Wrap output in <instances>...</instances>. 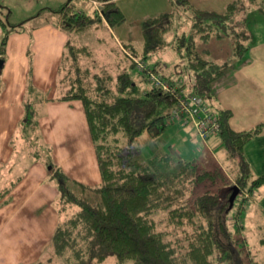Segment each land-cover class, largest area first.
<instances>
[{"label": "trees", "instance_id": "trees-1", "mask_svg": "<svg viewBox=\"0 0 264 264\" xmlns=\"http://www.w3.org/2000/svg\"><path fill=\"white\" fill-rule=\"evenodd\" d=\"M100 1V11L92 13L75 9L72 0L53 11L59 13L61 28L75 34L96 23L116 28L126 21L116 1ZM171 3V11L143 22L139 47L133 43L123 46L125 57H118L116 73L84 65L82 58L92 57V49L71 39L67 43L60 64L59 99L82 101L101 181L94 186L73 182L52 159L46 161L58 183L57 209L62 215L51 248L65 264H102L111 254L118 264H259L246 250L241 221L249 199L264 185V174L254 173L244 150L263 126L232 129V111L219 103L213 85L229 60L242 59L248 52L252 37L248 14L254 6L264 10V0H233L223 12L198 8L189 0ZM187 13L191 21L188 29L182 22ZM0 24V59L5 60L9 36L22 22L9 23L0 16ZM224 38L232 41V53L229 60L220 62L210 57L207 45ZM167 48L179 60L172 64L175 72L170 74L166 73L167 61L152 59ZM125 50L155 70L163 66L168 81L208 102L220 122L217 136L226 158L234 163L233 178L220 166L201 168L195 160L175 162L170 154L147 158L140 154L138 139L144 133L151 138L164 133L174 100L151 82L146 70L136 69L133 57ZM44 101L43 92L29 79L19 130L27 139L41 140V148L49 153L40 134ZM235 187L239 191L232 202ZM260 243L264 245V237Z\"/></svg>", "mask_w": 264, "mask_h": 264}, {"label": "crops", "instance_id": "crops-1", "mask_svg": "<svg viewBox=\"0 0 264 264\" xmlns=\"http://www.w3.org/2000/svg\"><path fill=\"white\" fill-rule=\"evenodd\" d=\"M66 1L48 5L50 10L45 11L51 16L47 15L44 20L37 21L41 12L31 15L36 16L31 21L33 25L22 23L9 36L0 91V264L39 261L52 250V237L62 217L57 209L58 183L47 163L25 155L21 163L16 161L22 147L18 144L19 138H23L19 126L25 114L24 99L29 79L45 96L39 119L40 134L44 145L50 148L53 163L73 182L94 186L101 181L82 101L59 99L61 59L73 33L61 28L59 13L53 10ZM114 1L125 13L126 21L116 28L106 22L100 23L106 25L112 35L116 29L115 41L122 45L137 36L130 18L133 17L132 21L138 22L142 29L148 17L173 9L171 0ZM144 1L147 5L140 11V2ZM189 1L201 9L223 12L233 0ZM71 3L75 9L85 11L83 1L72 0ZM247 25L253 36L248 52L242 59H234L213 86L219 103L232 111L229 119L232 129L243 131L257 124L263 126L244 148L254 173L260 175L264 174V10L259 6L252 7ZM157 58L165 60L162 53L152 59ZM206 141L214 148L221 147L217 135ZM15 165L19 166L21 174L11 182ZM256 202L264 212V188L258 192Z\"/></svg>", "mask_w": 264, "mask_h": 264}, {"label": "rangeland", "instance_id": "rangeland-1", "mask_svg": "<svg viewBox=\"0 0 264 264\" xmlns=\"http://www.w3.org/2000/svg\"><path fill=\"white\" fill-rule=\"evenodd\" d=\"M57 1L59 2L61 0H0V4L6 6L4 7L5 9L0 7V16L4 19V21H9V23L13 24L20 23L25 19L22 21V23L25 26H31V23L32 25L34 24V22H31L32 19L36 18V16L33 17L31 15H36L38 12H41V16H37V21L44 20L47 15L51 16L45 10H50L49 6L54 5L53 3H57ZM78 1L81 3L83 1L85 11L89 13L94 12L97 6H101L100 0ZM94 1L97 3L95 4ZM77 4L79 5V2H77ZM140 4V11H144L147 5L146 1L142 3L140 2ZM133 14H135V12ZM182 16L183 25L186 29H188L191 25V21L188 18V13L183 14ZM132 19L130 18V22H132V26H134L135 34H137V36L134 35L132 42L124 43L125 45L128 43H133L134 46L139 47L141 42L139 43L133 41L143 38L141 32L142 29L138 22L132 21ZM0 31L2 34L1 24ZM114 34L112 35L108 27L106 25L103 26V23H96L87 31L78 34L73 33L71 41L78 45L86 44L92 49V57L82 58L84 65H90L94 71L110 70L113 73H116L115 69L118 57H125V53L122 50V46H124V44L122 45L121 42L116 43L115 41V37H117L116 29H114ZM175 34L176 30L172 31L169 34V39L172 40ZM252 38L253 36L250 38L249 44L252 41ZM207 47L211 49L210 57L215 60L222 62L223 60H229L231 57L232 41L228 38L211 41ZM162 53H164L163 56L165 61H167L169 64L166 67L167 72H165L168 74H170V72H175V70H173L172 64L179 61L177 59L178 57H176L171 48H167ZM233 60L234 59L229 60L228 64L232 65L234 62ZM22 137L24 140H22L23 138H19L18 140V144H22V147H20L21 152L19 153V156H17L18 158H16V161L18 160L17 163L22 162V157H24L23 155L29 156L31 159H37V150L39 153L38 159H40V161L46 162L48 159H51L48 151L45 148H41V140H34L33 137H29V139H27L23 133ZM220 144V149L212 147L211 144L207 143V141L203 140L198 135L196 128L192 124H183L180 120L169 122L164 133L159 137L151 138L147 135V133H144L137 141L138 151L146 158L158 153L170 154L175 162L179 160H195V162H197L201 168H213L215 166H220L230 178H233V171L235 170L234 163L232 160L226 158V153L223 149L221 141ZM18 170L19 166L15 165V169L11 173V182L21 174V171L19 172ZM263 188L264 185L255 190L253 197L249 199L247 209L241 221L243 225H245L242 234L247 237L246 250L251 252V257L255 261L258 260L259 264L264 263V245L260 243V238L264 237V212L259 209L256 201L258 199V192L262 191ZM4 236L5 235L2 234V237ZM44 255L40 260H43L45 264H65L61 258L55 256L52 250L47 251ZM243 256H246V254ZM247 262L248 260L245 263ZM102 264L118 263L116 262L115 255L111 254ZM125 264H132V262L129 261ZM216 264L228 263L223 261Z\"/></svg>", "mask_w": 264, "mask_h": 264}, {"label": "built area", "instance_id": "built-area-1", "mask_svg": "<svg viewBox=\"0 0 264 264\" xmlns=\"http://www.w3.org/2000/svg\"><path fill=\"white\" fill-rule=\"evenodd\" d=\"M94 3L97 2L94 1ZM100 7L97 6L96 9L100 11ZM126 52L133 57L136 69L139 71L146 70L151 82L174 100V106L166 120L167 123L180 120L183 124H192L198 135L205 141L219 134L220 122L208 102L201 95L168 81L163 75V66L155 70L145 60L133 56L128 51Z\"/></svg>", "mask_w": 264, "mask_h": 264}, {"label": "water", "instance_id": "water-1", "mask_svg": "<svg viewBox=\"0 0 264 264\" xmlns=\"http://www.w3.org/2000/svg\"><path fill=\"white\" fill-rule=\"evenodd\" d=\"M4 62L5 60L4 59H0V68L4 65ZM238 188L235 187V191L233 192L232 194V197H231V201L233 202L234 198L236 197V195L238 194Z\"/></svg>", "mask_w": 264, "mask_h": 264}]
</instances>
